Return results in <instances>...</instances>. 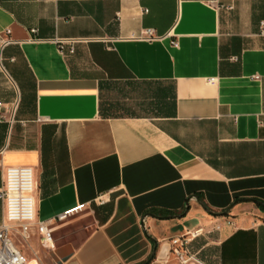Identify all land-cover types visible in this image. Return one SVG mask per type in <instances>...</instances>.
Wrapping results in <instances>:
<instances>
[{
  "label": "crops",
  "instance_id": "0c3cea01",
  "mask_svg": "<svg viewBox=\"0 0 264 264\" xmlns=\"http://www.w3.org/2000/svg\"><path fill=\"white\" fill-rule=\"evenodd\" d=\"M262 21L264 0H0V159L34 169L38 221L84 204L58 264H180L169 239L212 224L205 264H264Z\"/></svg>",
  "mask_w": 264,
  "mask_h": 264
},
{
  "label": "built area",
  "instance_id": "2783aa9c",
  "mask_svg": "<svg viewBox=\"0 0 264 264\" xmlns=\"http://www.w3.org/2000/svg\"><path fill=\"white\" fill-rule=\"evenodd\" d=\"M261 25V33L264 34V21ZM141 37L152 40L157 37V34L153 28H147L142 30ZM0 42L4 46L11 40L0 37ZM175 44L177 45V43ZM61 49H64L63 44H61ZM19 104V98L12 102L0 100V123L12 124L15 121ZM0 169L2 172L0 201L3 207L0 223V264H25L27 257L16 244L13 238L14 232L16 231L23 238L29 239L34 228L42 246L54 250L56 248L54 233L57 225L79 214L84 209V204L70 208L50 221H38L34 197L36 189L34 169L31 166L5 168L1 159ZM98 201L103 203L104 199L99 197ZM220 228V224H212L186 229L182 234L169 239L170 253L180 264H205L193 250L192 244L197 238L206 237Z\"/></svg>",
  "mask_w": 264,
  "mask_h": 264
},
{
  "label": "rangeland",
  "instance_id": "374dc122",
  "mask_svg": "<svg viewBox=\"0 0 264 264\" xmlns=\"http://www.w3.org/2000/svg\"><path fill=\"white\" fill-rule=\"evenodd\" d=\"M0 183H2L1 169H0ZM79 225L80 226L89 225V221H84ZM93 227H94L93 225H90L89 230H92ZM76 229L77 228L75 226H71L65 229L64 231H62V233H60V235L62 236V241L68 242L71 239H73ZM13 238L16 244L21 248L23 253L26 255L28 260L34 258L38 260L39 264H58L57 260L52 255V251L44 248L40 243L39 236L34 228L29 239L23 238L16 231L13 234Z\"/></svg>",
  "mask_w": 264,
  "mask_h": 264
},
{
  "label": "water",
  "instance_id": "95a60500",
  "mask_svg": "<svg viewBox=\"0 0 264 264\" xmlns=\"http://www.w3.org/2000/svg\"><path fill=\"white\" fill-rule=\"evenodd\" d=\"M200 203H201V204L203 205V207L206 209V207L204 206V204H203L201 201H200ZM188 209H189V208H187L186 211H188ZM209 212H210V211H209ZM210 213L213 214V215H221V214H215V213H212V212H210ZM226 213H228V212H226ZM67 248H68V247L59 250V254H60L62 257H64ZM155 252H156V247H155V249H154V252H153L152 257L155 255Z\"/></svg>",
  "mask_w": 264,
  "mask_h": 264
},
{
  "label": "bare ground",
  "instance_id": "6f19581e",
  "mask_svg": "<svg viewBox=\"0 0 264 264\" xmlns=\"http://www.w3.org/2000/svg\"><path fill=\"white\" fill-rule=\"evenodd\" d=\"M25 264H39V262L36 260V259H33V260H28L27 259V262Z\"/></svg>",
  "mask_w": 264,
  "mask_h": 264
}]
</instances>
